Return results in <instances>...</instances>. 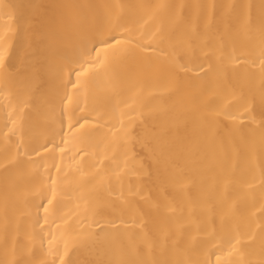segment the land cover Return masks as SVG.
<instances>
[{
	"label": "bare ground",
	"instance_id": "obj_1",
	"mask_svg": "<svg viewBox=\"0 0 264 264\" xmlns=\"http://www.w3.org/2000/svg\"><path fill=\"white\" fill-rule=\"evenodd\" d=\"M0 264H264V0H0Z\"/></svg>",
	"mask_w": 264,
	"mask_h": 264
}]
</instances>
